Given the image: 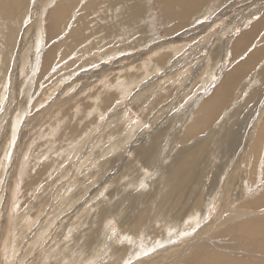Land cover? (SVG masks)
<instances>
[{
  "label": "rangeland",
  "instance_id": "1",
  "mask_svg": "<svg viewBox=\"0 0 264 264\" xmlns=\"http://www.w3.org/2000/svg\"><path fill=\"white\" fill-rule=\"evenodd\" d=\"M60 1L0 0V264H194L199 242L264 261L242 236L214 238L233 215L264 214L247 205L264 188L259 70L185 137L241 53L227 42L253 29L264 60V0H198L185 19L161 0H71L49 39Z\"/></svg>",
  "mask_w": 264,
  "mask_h": 264
},
{
  "label": "bare ground",
  "instance_id": "2",
  "mask_svg": "<svg viewBox=\"0 0 264 264\" xmlns=\"http://www.w3.org/2000/svg\"><path fill=\"white\" fill-rule=\"evenodd\" d=\"M94 1H96L95 2L96 4L98 3V0H94ZM94 1H92V0L89 1L88 0V2H85L83 5H84V7H91L92 4L94 3ZM161 1L163 2L162 7H164L165 9L169 8L168 10H172L171 18H174V19L178 18L179 16H181V18H183V19L187 18L189 16V12L194 9L193 4L199 2L198 0H195V1L194 0H161ZM100 2H101V0H100ZM102 2H103V0H102ZM181 2H183L184 4L187 5V8H184L185 10H179L178 8L177 9L175 8V10H174L172 8L173 4L181 5ZM60 3H59L60 4L59 6L52 8L48 12V14L46 16V24H47L49 39H51L53 37H56V35L58 34V32L60 30L59 27L63 24V22L65 20L64 18L66 17L67 12L72 7L71 4H70L71 0H68V2H67V0H62V1H60ZM68 4H69V6H68ZM83 5L81 7H83ZM132 5H131V7H132ZM11 7L3 8V10H2L3 14H5V15L9 14V13L12 14V11H14L15 8H13V7L11 8ZM84 9H86V8H84ZM95 9H97V8H95ZM137 11H139V10H137ZM138 13H140V12H138ZM170 13L171 12H169V15H170ZM125 14H126V12H125ZM176 21H179V19L176 20ZM76 33H78V32L75 31V34ZM243 35H240L238 37V39H240L241 36H243ZM73 36H74V34H73ZM68 39L65 38L66 41ZM62 43L56 41V43H54V46L52 45V47L51 46H50V48L48 47L49 49H47V52H46V55H45L46 64L50 65V63L52 62V59L55 56V55H53L54 49L57 50L58 47H61ZM67 43H68V41L66 42V44ZM66 44H65V46L69 47ZM62 46H63V44H62ZM64 50H66V49H64ZM1 56L3 57V56H5V54H3V55L1 54ZM2 57H0V58H2ZM46 64H45L44 67H48ZM219 92H220V89L217 86L216 90L214 91L213 95L211 96V97H213V99H211V97H209V98H206L204 101H202L200 103V105L198 106L197 111H196L197 112L196 113V120H195L196 124L195 123H191V125H189L187 127V132L185 134V137L188 138L189 135L190 136L193 135L195 129H197V131L203 129V127L206 125V123L214 115V112H216V110L218 109V107H216V106L220 107L221 105H223V101H222L223 98L218 96ZM17 120H18V118H17ZM263 124H264V122H263ZM263 130H264V128H263ZM255 140L256 141H255L254 145H259L260 144L259 143V140H260L259 137L257 139H255ZM261 142H263V141H261ZM207 145H208V142L204 140L202 144L200 143V144H198V146L196 145L197 148L188 149L187 152H185V154L186 153H188V154L187 155L184 154L183 156H181L180 160H178L175 163V167L173 168L172 171H173V173H175L177 175L175 176L176 182H175V179L172 178L173 182H175L174 185H173L174 186L173 189L181 188V185H183L185 183L184 181H186V177H190L191 172L194 171L193 170V163L197 160V155H196L197 153L196 152L199 149L206 148ZM231 146H234V140L231 142ZM245 170H246V172H250L251 171L250 169H245ZM43 171H44V168L41 171H38L36 173V176H40L41 177V173ZM33 178H34L33 176H30L27 179V183L31 182V184H32V182H35V181H32V180H34ZM36 179H38V178L35 177V180ZM258 188H260V187L257 186V190H258ZM197 203L198 202H196V205H197ZM247 205L250 208H257V209L264 207V188L262 189V192L260 194L255 195L249 201V203ZM244 206H246V205H244ZM243 215H245V216L243 217ZM243 215H239V214L238 215H233L232 219H230L228 221V223H227V228L225 226L224 228L222 227L223 229L222 228L219 229L220 231L215 234L214 238L219 239L217 241H220V244H222L223 240L221 238H222L223 234L242 236V239L245 240L244 242H248L249 241L252 244V246H254L253 250L254 251L256 250L258 253H261L264 256V214L262 213V214L253 215V216H251V215L250 216H246V214H243ZM210 245H211V243L202 242L200 244V242H199V244L195 248H193V250H191V253L193 255L194 264H264V261H260V259L259 260H255V258H253L252 256H251V258H249V257H246L247 255L239 256V255L228 254L227 252H224V251H221V250H216L213 247L211 248ZM245 245L246 244H243L242 246H245ZM192 255L189 258H187V259H186V257H184L185 258L184 260L185 261L186 260L189 261L191 259Z\"/></svg>",
  "mask_w": 264,
  "mask_h": 264
},
{
  "label": "crops",
  "instance_id": "3",
  "mask_svg": "<svg viewBox=\"0 0 264 264\" xmlns=\"http://www.w3.org/2000/svg\"><path fill=\"white\" fill-rule=\"evenodd\" d=\"M7 5L8 6L10 5V7H11L13 5V3H7ZM239 35H243V36H241V38L238 39ZM255 38H254L253 29L247 28V29L243 30L242 32L238 33V35L233 40V41H235L234 44L231 41L227 42L229 45H231L233 50L234 49L239 50L241 53L238 52L239 53V55H238L239 57L237 56L238 58L234 57V63H233L232 68L230 69L229 72H227L226 76L222 80V83H220L218 85V88L220 89L218 96L223 98V100H222L223 102H225V100H227V98L229 96L230 88H232V91H233L234 87L237 85V83H238L237 79H238L239 75H241V74L245 75L244 73L249 72V70H251L252 67H254V71H256V72H257V70H259L257 72V73H259L257 77L255 76V74L252 75V80L255 81V79H256V82L261 83L262 82L261 79L262 78L264 79V75H263L264 74V63H263L264 60H263V57H259V56H261V52H262L261 49L262 48H261V46L260 47H255V46L249 47L250 44H253ZM228 44H227V46H228ZM250 49H251V51H253L252 53H245L247 51H250ZM244 50H246V51L244 52ZM228 53H229L228 50L225 51V53H224L225 55L223 54L224 57L227 56ZM232 54L234 56V53H232ZM255 61H257V63L254 65ZM246 62H247V64H246ZM262 83H264V81ZM215 87L217 88V85H215ZM216 88H215V90H216ZM243 91H245V90H243ZM241 94H242V96H244L243 92ZM211 96H209V97H211ZM209 97H207V98H209ZM211 99H213V97H211ZM263 100H264V95L259 94V96L256 99V102L257 101L261 102ZM216 107L219 108V106H216ZM263 122H264V119H263ZM262 154L264 155V152H261V155ZM240 170L241 169H239V171Z\"/></svg>",
  "mask_w": 264,
  "mask_h": 264
}]
</instances>
